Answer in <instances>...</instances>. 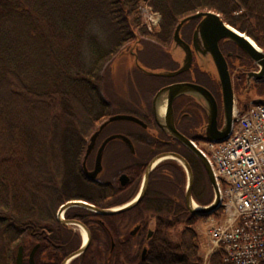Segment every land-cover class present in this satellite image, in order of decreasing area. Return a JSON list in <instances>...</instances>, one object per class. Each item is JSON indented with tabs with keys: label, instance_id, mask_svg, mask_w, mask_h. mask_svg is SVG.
<instances>
[{
	"label": "trees",
	"instance_id": "obj_1",
	"mask_svg": "<svg viewBox=\"0 0 264 264\" xmlns=\"http://www.w3.org/2000/svg\"><path fill=\"white\" fill-rule=\"evenodd\" d=\"M144 2L161 15L157 32L141 23ZM199 11L217 13L264 51V0H0V241L8 247L23 238L36 242L40 231L54 224L56 207L82 180L87 139L111 115V102L103 96L108 67L134 33L167 49L178 22ZM98 21L112 28L108 46L93 31ZM161 52L158 58L169 70L171 58ZM29 116L41 122H29ZM168 162L164 167L177 178L181 173L184 189V172ZM198 165L204 170L200 162L195 170ZM170 177L154 181L155 233L138 264H204L192 227L202 218L191 215L179 198L159 192L163 182L177 188ZM191 196L201 206L212 201H203L202 191ZM144 206L149 208L147 200ZM179 226L175 239L171 233ZM8 247L1 251L2 264L13 263ZM222 260L216 251L207 264Z\"/></svg>",
	"mask_w": 264,
	"mask_h": 264
},
{
	"label": "flooded vegetation",
	"instance_id": "obj_2",
	"mask_svg": "<svg viewBox=\"0 0 264 264\" xmlns=\"http://www.w3.org/2000/svg\"><path fill=\"white\" fill-rule=\"evenodd\" d=\"M194 27L193 23L182 30V38L188 43ZM219 49L226 60L233 88L235 89V85L240 87L243 83V73L250 69L248 68L251 65L249 59L230 42L219 41ZM168 61L169 70L173 71L178 68V65L169 58ZM146 79L158 83L149 99H143L139 95L133 98L126 96L122 100H128L126 102L132 108L131 112L126 114L138 118L145 126L128 121H117L99 130L100 126L114 114L98 124L97 130L93 131L87 139L83 149L82 180L78 182V186L73 191L64 196V201L56 207L54 224L44 227L38 234L36 242L23 238L21 242L25 245L17 247L15 256L10 252V257H13L12 264H16L19 247H22L21 264H30V255L34 249L33 264H63L67 258L82 248H84L83 252L67 264H124V258H129L130 264L143 261L147 254V242L155 233V221L152 215L159 197L156 196L157 192L154 190V181L160 175H169V171L164 167L168 161L162 162L153 169L148 178L144 197L130 210L114 215H103L82 206H68L64 209L63 207L68 203L82 202L97 210H110L127 204L138 194L143 174L149 164L161 154L175 153L185 158L193 173L192 194L196 197L201 193L195 175V164L199 161L179 140L167 135L158 126L153 110V100L160 89L172 84L190 82L201 85L212 94L218 104V126H221L223 118L220 115L219 82L211 74L201 71L196 61L192 62L189 71L174 78L152 77L150 79L148 77ZM262 88H258V92ZM114 97L117 101H119L118 98L121 99V97ZM108 102L113 104L110 100ZM172 111L177 131L198 149L199 143L205 142L207 116L203 107L190 97L180 96L173 101ZM98 130L97 136L91 141V136ZM116 135L123 136L127 140L122 138L108 140ZM89 146L90 151L85 158ZM100 150L101 171L93 179L88 173L94 171ZM83 161H85L84 166ZM84 167L88 173L84 171ZM178 173L181 178V173ZM178 188L182 189L181 186ZM184 193L185 189H182L179 199L187 209ZM146 200L149 205L148 209L144 206ZM83 235L86 237L85 242Z\"/></svg>",
	"mask_w": 264,
	"mask_h": 264
},
{
	"label": "water",
	"instance_id": "obj_3",
	"mask_svg": "<svg viewBox=\"0 0 264 264\" xmlns=\"http://www.w3.org/2000/svg\"><path fill=\"white\" fill-rule=\"evenodd\" d=\"M191 22H196L195 27L192 31V36L190 42H186L182 38V30L185 26ZM137 39V45L139 44V36L137 33H134ZM224 40L225 42H230L238 47L249 59L253 65V69L243 73L244 76V86L249 89L253 86L254 93H257L256 85H262V93L260 95L255 94L251 101L255 104L264 103V51L259 49L254 43H252L249 38L231 26L227 25L222 18L215 12L212 11H199L192 15H189L181 19L175 27L173 32L172 41L170 43L169 49L166 50V53L171 58L172 62H175L178 65V68L175 70H167L164 68L151 69L146 66H139L142 74L150 77H162V78H174L180 74H183L190 70L192 62L197 59L204 60L205 65H199L201 71L207 72L214 76L220 85V112L222 114L223 123L221 126H218V104L213 98L212 94L203 86L190 83H176L160 89L154 97L153 100V110L155 114V120L158 126L169 136L179 140L186 148H188L192 154L197 158L201 163L204 171L207 175L208 181L212 188L213 199L212 201L205 206L197 204L192 196L191 190L193 185V173L189 163L180 155L175 153H164L157 156L147 167L142 177L141 188L136 195V197L128 202L127 204L120 206L118 208L110 210H97L93 207L82 203H68V206H82L94 210L103 215H114L118 213L125 212L135 207L144 197L148 178L153 169L159 164L165 162L164 160H172L176 162L183 170L185 174V202L188 212L199 218H207L218 211L220 208V192L217 181L213 174V171L207 161V159L200 153L198 149L194 147L189 139L180 134L174 126L173 122V111L172 103L173 101L180 96H187L194 99L199 105H201L207 116V124L205 127V138L207 142L221 143L225 141L230 133L233 123V111L235 108V94L232 79L229 73V69L226 63V60L219 49V41ZM140 45V44H139ZM121 54H129L132 56L135 65L137 63V53L136 51L121 52ZM116 58V59H117ZM206 60H208L211 65L214 66L215 74L206 69ZM161 101L164 102L163 112L159 111V106ZM117 121H128L136 123L140 126H145V124L138 118L120 114L110 116L99 128L101 130L104 126L109 123ZM95 132L91 136V141L97 136L98 132ZM122 138L126 139L123 136H112L108 140ZM127 140V139H126ZM102 149V148H101ZM90 151V146L86 151L85 158ZM161 162V163H160ZM85 161H83V166ZM86 173L87 170L84 167ZM101 171V150L96 159V164L94 171L88 173L91 178H95L97 174ZM62 211V209H61ZM35 250V249H34ZM33 250V252H34ZM84 248L80 249L79 252L73 254L71 257L67 258L63 264H67L72 259L76 258L83 252ZM33 252L30 255V264H33L32 256ZM22 263V247L18 248L16 256V264Z\"/></svg>",
	"mask_w": 264,
	"mask_h": 264
},
{
	"label": "built area",
	"instance_id": "obj_4",
	"mask_svg": "<svg viewBox=\"0 0 264 264\" xmlns=\"http://www.w3.org/2000/svg\"><path fill=\"white\" fill-rule=\"evenodd\" d=\"M144 25L153 31L161 15L142 7ZM220 192V214L206 230L204 264L216 251L222 264H264V103L234 110L229 137L200 149Z\"/></svg>",
	"mask_w": 264,
	"mask_h": 264
},
{
	"label": "rangeland",
	"instance_id": "obj_5",
	"mask_svg": "<svg viewBox=\"0 0 264 264\" xmlns=\"http://www.w3.org/2000/svg\"><path fill=\"white\" fill-rule=\"evenodd\" d=\"M144 5L149 6V4L147 2L141 3L140 7H139V14H140V18H141V23L145 27V25H144V22H145L144 21V14L142 13V7ZM93 27H94L93 31H95L99 35V37L102 39V41L108 46L109 45V39H110L109 36H110V32H111L112 28L108 24H106L105 22H100V21L95 22ZM158 29H159V26L157 28H155L153 31H151V33L157 32ZM138 38L140 40V42H139L140 45L136 44L137 39L134 36V39L131 42L127 43L120 50L121 52H123V51L130 52L132 50L136 51L138 66L135 65L134 60H133L131 55L121 54L117 59H114L113 62L108 67L107 75H108L109 81L106 82V84L103 87V92H104L103 96L106 100L111 99V101L113 103L112 107H111L112 110L110 112L111 114L116 115V114L130 113L132 108L128 105V103H127L128 100H125V101H122V100L125 99L126 96L133 98L135 96L138 97L139 95L141 97H143V99L147 100L150 98L151 92L158 85L157 82L148 81L144 76H142V72L139 69V66L143 67V66H145V64L148 66L154 65L155 64L154 62L155 61L157 62V60H159L158 56H160V51H162L161 53H164L166 48L162 49L161 47L150 43L149 39H147L145 37L139 36ZM167 49H169V46L167 47ZM138 52H140V53H138ZM194 61H196L197 64L200 63V65H203V66L205 65V61L202 59L199 61H197V59H196ZM206 61H207L206 62V66H207L206 69L210 70V72L215 74L216 72H215L214 66L211 65V63L208 60H206ZM164 64L165 63H163V65ZM248 68H250V69H248ZM248 68H247L248 70L253 69V65L251 64L250 67H248ZM240 85H241L240 87H237V85H235V89H234L235 110H238V109H241L242 107H245V105H248L249 103H251V99L255 96V94H257V95L260 94L258 92L254 93L253 86L249 87V89L246 88L244 86V78H243V83H241ZM258 88H262V85H257V89ZM114 96L121 97V99L118 98L119 101H117V99ZM220 115L222 116L221 112H220ZM107 118H105L103 120H106ZM27 119L29 122L36 121V122H38V124L41 122V120H39L37 118L32 119L30 116L27 117ZM97 127H98V124L95 126L93 131L97 130ZM199 146L201 148H203L205 146V143H199ZM47 153L48 152L46 151V156L44 158H47ZM164 161H166V160H164ZM167 161H172V160H167ZM174 163L177 165V167L179 169H181V172H182L183 171L182 168L176 162H174ZM36 165L37 166L34 168V170L39 171L41 166H39V164H36ZM198 166H199V168L197 167L195 173L197 176L196 180H198V188H199V190L202 191V200L206 201L208 199H213V192H212L210 183L207 180L206 174H205L204 170L200 167V165H198ZM169 174L171 176L170 178H172V181L177 182V180H178L177 188L174 185H171L167 182H165V183L163 182L159 186V191L161 193L165 194L166 196H169L170 200H172L174 198H180V196L182 195V189H183V186H182L181 187L182 189L178 190V186L180 185L179 184L180 183V179H179L180 175L177 178V173L174 171H171ZM164 199H168V198H164ZM211 218H213L215 220L219 219V218H215L214 216H211V217H208L205 219H200L199 221H197L192 226L194 228V230L196 231V233L198 234V237H199L200 255L202 257H204V253H205L204 249H205V245H206V241H207L206 230H207L208 226L212 223ZM180 229H181V227L179 226L176 230H173L171 233V236L176 239L178 237V232ZM22 244L25 245V243H22L21 241H19L18 243L12 244L11 247L10 246L8 247L5 245V241L1 240L0 241V255H1V251H2V253H4V247H8L11 254L13 256H15L17 247L19 245H22ZM0 264H2L1 260H0Z\"/></svg>",
	"mask_w": 264,
	"mask_h": 264
},
{
	"label": "crops",
	"instance_id": "obj_6",
	"mask_svg": "<svg viewBox=\"0 0 264 264\" xmlns=\"http://www.w3.org/2000/svg\"><path fill=\"white\" fill-rule=\"evenodd\" d=\"M165 53H166V49H165ZM154 63H155L154 65H151V66L149 65L148 66V65L145 64V66H147V67H149L151 69L164 68L163 61L161 59L157 60V62L155 61ZM173 63H175V62H173Z\"/></svg>",
	"mask_w": 264,
	"mask_h": 264
},
{
	"label": "bare ground",
	"instance_id": "obj_7",
	"mask_svg": "<svg viewBox=\"0 0 264 264\" xmlns=\"http://www.w3.org/2000/svg\"><path fill=\"white\" fill-rule=\"evenodd\" d=\"M250 40V39H249ZM251 41V40H250ZM252 42V41H251ZM253 43V42H252ZM163 110H164V102L163 101H161V103H160V106H159V111L160 112H163ZM83 241L85 242L86 241V237L83 235Z\"/></svg>",
	"mask_w": 264,
	"mask_h": 264
}]
</instances>
